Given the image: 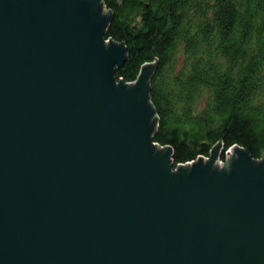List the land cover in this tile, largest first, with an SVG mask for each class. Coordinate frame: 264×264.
<instances>
[{
    "label": "water",
    "instance_id": "obj_1",
    "mask_svg": "<svg viewBox=\"0 0 264 264\" xmlns=\"http://www.w3.org/2000/svg\"><path fill=\"white\" fill-rule=\"evenodd\" d=\"M103 10L0 0V264H264V157L174 172Z\"/></svg>",
    "mask_w": 264,
    "mask_h": 264
},
{
    "label": "trees",
    "instance_id": "obj_2",
    "mask_svg": "<svg viewBox=\"0 0 264 264\" xmlns=\"http://www.w3.org/2000/svg\"><path fill=\"white\" fill-rule=\"evenodd\" d=\"M106 39L126 45L117 81L150 82L154 143L174 169L235 146L264 157V0H102Z\"/></svg>",
    "mask_w": 264,
    "mask_h": 264
},
{
    "label": "rangeland",
    "instance_id": "obj_3",
    "mask_svg": "<svg viewBox=\"0 0 264 264\" xmlns=\"http://www.w3.org/2000/svg\"><path fill=\"white\" fill-rule=\"evenodd\" d=\"M100 5H101V1H100ZM103 11H105V9L103 10ZM108 15V13L105 11V14H104V16H103V18L105 17V16H107ZM232 155H233V153L232 152H229V153H227L226 154V160H223L221 157H222V154H220V157H219V159L217 160V162H216V166L218 167V170L219 171H221V170H223V168H225V166H226V163H227V160H228V162L230 163L231 162V160H232ZM209 159V158H208ZM198 161V160H197ZM196 162V161H195ZM191 165V164H190ZM174 169V168H173ZM174 172H177L178 170H176V169H174L173 170Z\"/></svg>",
    "mask_w": 264,
    "mask_h": 264
},
{
    "label": "bare ground",
    "instance_id": "obj_4",
    "mask_svg": "<svg viewBox=\"0 0 264 264\" xmlns=\"http://www.w3.org/2000/svg\"><path fill=\"white\" fill-rule=\"evenodd\" d=\"M98 5H100V2L98 3ZM108 46H109V44H108ZM135 87H136V86L133 84V89H134ZM206 161L209 162V160H206ZM206 161H204L205 164H206Z\"/></svg>",
    "mask_w": 264,
    "mask_h": 264
},
{
    "label": "built area",
    "instance_id": "obj_5",
    "mask_svg": "<svg viewBox=\"0 0 264 264\" xmlns=\"http://www.w3.org/2000/svg\"><path fill=\"white\" fill-rule=\"evenodd\" d=\"M233 149V148H232ZM232 149L230 150V151H228L227 153H229V152H231L232 151ZM204 159H208V158H204ZM192 163H194V162H192ZM192 163H189V164H186V165H190V164H192ZM185 165V166H186ZM181 166V165H180ZM177 170V169H176Z\"/></svg>",
    "mask_w": 264,
    "mask_h": 264
}]
</instances>
